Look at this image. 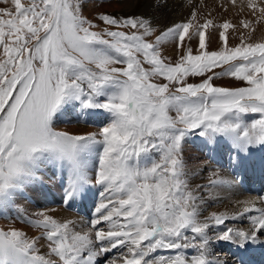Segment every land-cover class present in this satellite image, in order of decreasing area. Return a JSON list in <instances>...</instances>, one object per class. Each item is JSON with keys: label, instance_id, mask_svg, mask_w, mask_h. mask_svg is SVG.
Segmentation results:
<instances>
[{"label": "snow or ice", "instance_id": "snow-or-ice-1", "mask_svg": "<svg viewBox=\"0 0 264 264\" xmlns=\"http://www.w3.org/2000/svg\"><path fill=\"white\" fill-rule=\"evenodd\" d=\"M230 3L236 6L237 0ZM0 4L6 5L0 7V209L40 182L39 173L48 167L68 169L65 203L95 185L101 197L87 231L46 211L25 218L42 230L40 237L0 228V264H102L99 257L113 250L121 252L120 264H225L214 258L215 243L264 245V206H257V200L264 205V196L237 201L231 215L204 216L205 198L197 189L225 181L212 179V173L207 186L190 188L183 154L191 134L209 144L226 138L233 161L242 162L240 154L253 145L264 147V40L249 42L252 21L241 22L248 36L229 47L227 33L236 26L207 18L200 23L195 11L157 34L143 16L108 13L98 19L109 27L95 31L98 25L83 15L81 0ZM246 7L257 23L264 21V0H246ZM209 27L223 29L219 50H208ZM153 36L154 42L147 39ZM193 36L198 54L187 47L178 62H166L162 44L183 49ZM189 76L204 79L189 83ZM222 76L247 86H215L214 78ZM155 77L167 83H155ZM75 102L82 110L108 113V123L86 135L56 130L55 121ZM93 155L94 182L87 172ZM245 220L246 228L226 223ZM41 240L47 242L45 254Z\"/></svg>", "mask_w": 264, "mask_h": 264}, {"label": "bare ground", "instance_id": "bare-ground-1", "mask_svg": "<svg viewBox=\"0 0 264 264\" xmlns=\"http://www.w3.org/2000/svg\"><path fill=\"white\" fill-rule=\"evenodd\" d=\"M158 2L161 1L127 0L125 1L127 9L125 12L127 14H140L149 6H153ZM182 2V0L179 1L177 6L181 5ZM242 3L244 4V11H240ZM193 6H195L193 11L197 12L200 22L207 18L212 19L214 23L217 19L216 15L222 18L223 23L225 21L232 23L236 19H240L241 21L251 20L250 11L246 7V0H237L236 6H233L230 0H195L193 1ZM172 12L176 13V10ZM257 146L259 144L251 146L248 153H241L240 156L244 157V159L240 162L239 160L233 161L229 158L231 144L226 138L218 137V143L216 144H209L204 137L198 136L196 139L186 138L183 150L185 152L184 159L189 172V184L191 187L193 186V189H196L197 185L207 186L208 180L206 181V178L210 177L212 173H215L212 179L225 181L223 184L209 186L205 191L197 189V194H203L205 198V203L202 207L206 209V216L213 212L231 215L239 207L237 201L264 196V147H259V157H257L255 153ZM203 149L207 152L206 155L203 154ZM231 154L235 155L234 152ZM92 157V160L89 157L87 172L94 182L97 173H94V170L97 169V164L95 165L97 159H95V155ZM44 170L45 172H41L40 174V182L25 188L28 206L30 205L31 209L40 207L49 210L57 207L56 210L53 209V214L51 212L53 216L57 217L60 221L73 220L76 222L77 230L87 231L91 227L89 225L90 221H87L90 220L87 219V215L92 216L91 218L93 219L95 218V209L91 211V207L99 204L101 197L96 198L93 195V189H89L83 196L65 203V189L67 188L69 177L68 169L65 168L62 171L53 169L49 172L46 169ZM257 206L264 205H261L259 200H257ZM232 222L237 224L240 222L250 223L247 220ZM102 226L105 229L108 227L107 224ZM219 244H221L220 248L227 249L228 253L236 257L234 259L238 262L236 264H264V246L259 243L247 248H239L233 244L223 242ZM117 251L113 250L107 256ZM106 257H99V260L103 261Z\"/></svg>", "mask_w": 264, "mask_h": 264}, {"label": "rangeland", "instance_id": "rangeland-1", "mask_svg": "<svg viewBox=\"0 0 264 264\" xmlns=\"http://www.w3.org/2000/svg\"><path fill=\"white\" fill-rule=\"evenodd\" d=\"M125 1L127 0H81L82 4V10L83 15L86 16L88 19L92 20V22L96 25H98L97 28L93 29L95 31H101L104 28H107L109 26L104 25L99 19V15L101 13H108L112 15L117 16H143L152 22V26L157 30V34H159L160 30H163L167 27L172 26L176 23H182L186 22L189 18L191 13L193 12V9L195 6H193V1L195 0H182V4L177 6V3L181 0H160L161 2L156 3L153 6H149L146 10H144L143 13L140 14H127L125 11L126 4ZM175 1V3H174ZM163 2V3H162ZM169 2V3H168ZM188 4H187V3ZM173 3V5H172ZM187 5H190L187 7ZM6 5L0 4V7H5ZM11 7V5H7ZM172 7V8H171ZM180 9H179V8ZM183 7V8H182ZM193 7V8H192ZM176 10V13H173L172 11ZM182 10V11H181ZM185 10V12H183ZM189 10V11H188ZM189 13H188V12ZM178 12V13H177ZM137 13V12H136ZM135 14V15H134ZM188 14V15H187ZM174 17L172 18V16ZM186 15V16H185ZM216 15V14H215ZM249 15L251 17L253 27L255 28V31L251 33V40L249 42H259L264 40V21H260L257 23V16L252 15L251 12H249ZM258 15V14H257ZM217 19L214 21V25H221L223 24V20L221 17L217 16ZM174 19V20H173ZM235 20V19H234ZM164 22V24H162ZM204 21L200 22L203 23ZM241 20L236 19L235 22H232L233 25H235V29H229L228 30V46L234 47L237 46L241 41V36L244 37L248 36L249 30L245 29L241 26ZM115 30V29H113ZM124 31H132L130 29H122ZM192 30H190L191 33ZM223 31L220 27H209L206 31L207 36V44H208V50L209 51H216L219 50L223 46V40L220 37V32ZM107 38V37H106ZM147 39L154 42L155 37H147ZM187 47L192 48L193 55L198 54V37L193 36L191 40H188V38L185 39V48L180 49L177 48L175 43H165L160 46L161 54L162 56L167 58L168 63H176L179 61L180 57L186 52ZM123 66V65H118ZM147 67V65H145ZM227 67V65L225 66ZM222 69L216 68L213 70V72H220ZM211 74V73H209ZM204 77H198V76H189L187 78V81L189 83H200ZM153 82L155 83H167L166 80H163L161 77H155L153 78ZM213 83L215 86L219 87H229V88H236V87H246V82L236 80L233 77L230 76H222L219 79L214 78ZM97 113V114H96ZM171 115H175V113H171ZM251 118H259V114H249ZM246 122L250 123L251 119H246ZM108 123V113L104 112L103 110H82L79 106V102H75V106H67L66 110L59 116V118L55 121V128L58 131H67L74 135H86L91 132H98L103 126H105ZM198 131V130H197ZM199 135L197 134H191L189 137L192 139H196ZM194 137V138H193ZM200 137V136H199ZM188 138V137H187ZM260 145L256 147L255 153L258 156V149ZM203 149L202 151H204ZM205 152V151H204ZM203 154L206 155L207 152ZM184 157L185 152L183 151ZM93 157H91L92 160ZM95 159L96 156H95ZM98 164V160H96L95 165ZM95 168V167H94ZM97 168V165H96ZM47 172L52 171L53 168L48 167L45 168ZM207 170V169H206ZM96 173L97 169L94 170ZM188 171V170H187ZM41 172H45L43 169ZM39 173V175L41 174ZM189 173V172H188ZM96 178V175H95ZM95 180V179H94ZM209 180V177L206 178V181ZM190 188L193 189V186L189 184ZM90 189H93V195L97 198L99 196L100 186L96 185L94 187H90ZM26 190L23 194H18L14 198V203L9 206L7 209H0V228L4 230H9L10 228H17L25 233H27L28 237H40L42 230L37 229L33 227L30 223H27L25 218L28 220L36 219V213L41 211H46L47 214L53 216V209L56 210V208H52V210L45 209V208H36L31 209V207L28 206V200L25 196ZM97 195V196H96ZM203 195V194H202ZM98 204L91 207V211L96 208ZM214 205V204H213ZM206 209L203 208V215L206 216ZM52 212V214H51ZM210 213L209 215H211ZM207 215V216H209ZM57 219V217L53 216ZM92 216L87 215V221H90L93 219ZM58 220V219H57ZM228 226H234V227H248L250 223L247 222H240V223H234L232 221L226 222ZM89 225H91L89 223ZM264 239V238H262ZM222 243V242H221ZM219 243H215L213 245V251H214V258L219 259L220 261L225 262V264H236L234 259L235 256H232L231 253H228L227 249L220 248ZM40 248L41 254H45L47 252V242L44 240L40 241V244L38 245ZM264 246V245H263ZM126 254V251H125ZM163 254L170 255L171 252L165 251ZM188 254L192 255L194 254V250H188ZM120 257L121 252L117 251L114 252L112 255L107 256L105 259H103L102 264H108L109 261H116L117 264H120Z\"/></svg>", "mask_w": 264, "mask_h": 264}]
</instances>
